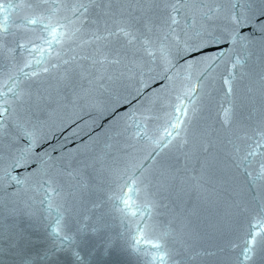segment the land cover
<instances>
[{
    "label": "water",
    "instance_id": "95a60500",
    "mask_svg": "<svg viewBox=\"0 0 264 264\" xmlns=\"http://www.w3.org/2000/svg\"><path fill=\"white\" fill-rule=\"evenodd\" d=\"M258 142L264 0H0V264H264Z\"/></svg>",
    "mask_w": 264,
    "mask_h": 264
},
{
    "label": "snow or ice",
    "instance_id": "6c2138e0",
    "mask_svg": "<svg viewBox=\"0 0 264 264\" xmlns=\"http://www.w3.org/2000/svg\"><path fill=\"white\" fill-rule=\"evenodd\" d=\"M32 23H36V21L33 20ZM237 23H240V21H237ZM120 32H123L124 35H126V36L129 35V33L124 32L123 29H120ZM226 83H227V82H226ZM258 147H264V144H261L260 142H258ZM254 154H255L254 152H250L248 155H249V156H252V155H254ZM245 159H247V157H246ZM261 169H262V173H261V174L264 175V164L261 165ZM131 191H132V190L130 189V192H131ZM130 199H131V197H129V200H130ZM129 200H125V201H124L125 204H129ZM261 223H264V221H262ZM145 227H148V226L145 225ZM256 235H259V233H256V234H252V233H250V237H251V239L245 242V249H246V250H245L244 253H243L245 259L249 258L250 255H251V252H252V246H253V245L255 244V242H256ZM154 246H155V247H160V245H154ZM160 259L163 260V257H160Z\"/></svg>",
    "mask_w": 264,
    "mask_h": 264
}]
</instances>
